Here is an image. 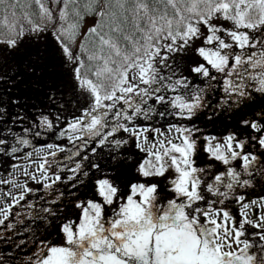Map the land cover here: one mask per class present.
I'll return each mask as SVG.
<instances>
[{
    "label": "snow or ice",
    "instance_id": "obj_1",
    "mask_svg": "<svg viewBox=\"0 0 264 264\" xmlns=\"http://www.w3.org/2000/svg\"><path fill=\"white\" fill-rule=\"evenodd\" d=\"M0 264H264V0H0Z\"/></svg>",
    "mask_w": 264,
    "mask_h": 264
}]
</instances>
